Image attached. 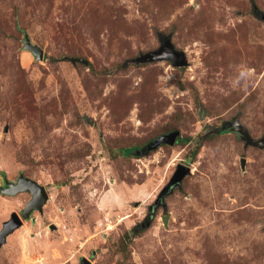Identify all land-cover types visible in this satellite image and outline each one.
<instances>
[{
    "label": "rangeland",
    "instance_id": "1",
    "mask_svg": "<svg viewBox=\"0 0 264 264\" xmlns=\"http://www.w3.org/2000/svg\"><path fill=\"white\" fill-rule=\"evenodd\" d=\"M170 38L186 66L137 61ZM233 122L264 137V0H0V189L49 194L25 219L0 192V264H264V147Z\"/></svg>",
    "mask_w": 264,
    "mask_h": 264
},
{
    "label": "water",
    "instance_id": "2",
    "mask_svg": "<svg viewBox=\"0 0 264 264\" xmlns=\"http://www.w3.org/2000/svg\"><path fill=\"white\" fill-rule=\"evenodd\" d=\"M25 43L26 49L31 51L37 57V59L42 60L44 58V50L37 45H33L31 39L28 36L26 37ZM165 60L171 61L176 67H182L188 64L185 52L178 51L171 38L164 40L160 49L143 55L142 57L137 59L138 62H155ZM73 61L76 62L77 60L74 59ZM231 131H235L236 133H238L241 138L247 143V145L259 148L264 147V137L260 140H255L251 136L249 130L240 125L239 122L231 123ZM176 139L177 134H174L171 139L168 136H164L158 142H156V146L162 145L163 143H170L171 145H173L176 143ZM189 172L190 170L187 167H180L173 177L172 181L162 192L160 199L164 198L169 193V191L178 186L186 177V175L189 174ZM6 184L7 187H2V189H0V192L2 194L16 195L21 192L32 193L33 199L29 202L27 208L23 211V218L25 219H27L32 211L36 209L42 211L44 205L49 200L47 189L33 179L23 177L19 180L18 183H10L9 181H6ZM160 199L157 204H159ZM168 220L169 216L164 217L165 225L168 224ZM22 225L23 220L20 219L18 215H14V219L11 220V222L6 225V228L3 230V232L0 233V245L6 243L7 237ZM82 262L83 264H91V262L86 258H84Z\"/></svg>",
    "mask_w": 264,
    "mask_h": 264
},
{
    "label": "trees",
    "instance_id": "3",
    "mask_svg": "<svg viewBox=\"0 0 264 264\" xmlns=\"http://www.w3.org/2000/svg\"><path fill=\"white\" fill-rule=\"evenodd\" d=\"M180 141H182V140H180ZM136 150V152H139L140 151V149L138 148V149H135Z\"/></svg>",
    "mask_w": 264,
    "mask_h": 264
},
{
    "label": "flooded vegetation",
    "instance_id": "4",
    "mask_svg": "<svg viewBox=\"0 0 264 264\" xmlns=\"http://www.w3.org/2000/svg\"><path fill=\"white\" fill-rule=\"evenodd\" d=\"M153 209H154V207H153Z\"/></svg>",
    "mask_w": 264,
    "mask_h": 264
}]
</instances>
